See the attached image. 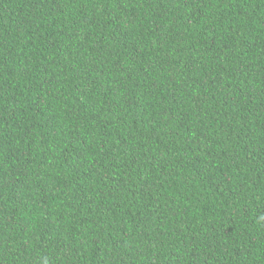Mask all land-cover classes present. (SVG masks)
Masks as SVG:
<instances>
[{
	"label": "trees",
	"instance_id": "1",
	"mask_svg": "<svg viewBox=\"0 0 264 264\" xmlns=\"http://www.w3.org/2000/svg\"><path fill=\"white\" fill-rule=\"evenodd\" d=\"M0 264H264V0H0Z\"/></svg>",
	"mask_w": 264,
	"mask_h": 264
}]
</instances>
